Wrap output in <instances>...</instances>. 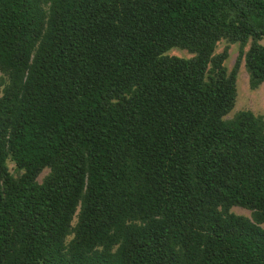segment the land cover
<instances>
[{"label":"trees","instance_id":"trees-1","mask_svg":"<svg viewBox=\"0 0 264 264\" xmlns=\"http://www.w3.org/2000/svg\"><path fill=\"white\" fill-rule=\"evenodd\" d=\"M263 39L264 0H0V264H264Z\"/></svg>","mask_w":264,"mask_h":264},{"label":"rangeland","instance_id":"rangeland-1","mask_svg":"<svg viewBox=\"0 0 264 264\" xmlns=\"http://www.w3.org/2000/svg\"><path fill=\"white\" fill-rule=\"evenodd\" d=\"M261 43L264 44V39L261 41ZM227 45H229L230 48L229 57L225 61V65L229 70H231L239 55L240 45L238 43L229 44L226 40H222L221 42H219L216 52H222ZM169 54L186 58L191 57V54H189L187 51L180 49H173L169 52ZM237 91L238 95L236 105L232 112L228 115V117H232L236 112L240 110H251L255 114L264 116V84H262L258 89L255 90L250 88L249 75L246 71L244 62H242L238 72ZM9 167L12 172H15V164L13 162H9ZM48 172L49 169H45L38 177V180L41 182L45 175L48 174ZM232 211L238 215L251 217V211L242 207H233Z\"/></svg>","mask_w":264,"mask_h":264}]
</instances>
